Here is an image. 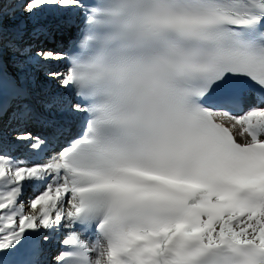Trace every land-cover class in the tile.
Instances as JSON below:
<instances>
[{
	"label": "snow or ice",
	"instance_id": "6c2138e0",
	"mask_svg": "<svg viewBox=\"0 0 264 264\" xmlns=\"http://www.w3.org/2000/svg\"><path fill=\"white\" fill-rule=\"evenodd\" d=\"M0 264H264V0H0Z\"/></svg>",
	"mask_w": 264,
	"mask_h": 264
},
{
	"label": "bare ground",
	"instance_id": "6f19581e",
	"mask_svg": "<svg viewBox=\"0 0 264 264\" xmlns=\"http://www.w3.org/2000/svg\"><path fill=\"white\" fill-rule=\"evenodd\" d=\"M32 195H33L32 190H29V191L26 193L25 201H27V199H28L29 197H31Z\"/></svg>",
	"mask_w": 264,
	"mask_h": 264
}]
</instances>
